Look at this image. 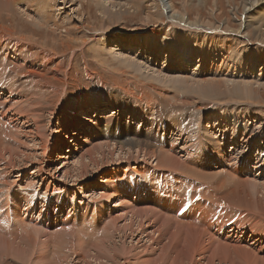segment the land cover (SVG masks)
I'll use <instances>...</instances> for the list:
<instances>
[{"label":"rangeland","instance_id":"374dc122","mask_svg":"<svg viewBox=\"0 0 264 264\" xmlns=\"http://www.w3.org/2000/svg\"><path fill=\"white\" fill-rule=\"evenodd\" d=\"M52 1L51 3H47V2L45 4L41 3L39 4V6L37 5L36 8H42L46 4L53 5L54 3L53 6H56L57 2H58V5L59 4L61 5L62 3L60 2L62 0H52ZM105 1H108V0H105ZM123 1L125 3L130 4V6L126 4L127 8L133 6V4L135 5L137 1H139L141 3L140 7H137L139 9V12L138 13L129 12L130 13V14L128 13L129 15L127 14L124 15L121 22H119L116 25V28L115 29L111 28L112 31L110 32L108 31V34L105 32H102L103 28L101 27L102 26L101 16H100L101 13L99 12V7L97 3H93L91 0H73L72 2L73 6L66 8L64 12L62 11V14L64 13L62 16L63 18L65 16L66 18H72V14L75 13V11L79 10V13L76 19L72 18L74 20L73 21L70 20L69 22L70 27L67 32H65L64 28H61L59 31L56 30V32L53 31L54 29H50L49 31L44 29L45 33L44 32L36 33V31H34L36 39L38 40V41H32L35 46L34 48L25 47L22 43H20V45L22 46V49L27 50V52H23V53L29 57L28 59H25L23 57L15 58L13 57L12 54L11 56H7L8 58L12 59L11 61L13 65L15 66L22 64L26 66L27 68L30 67L31 69H37L40 71H42L43 69V66H41L42 61L44 60L49 61L50 58L58 57L56 59V64L53 62L49 65L50 70H48V72L47 71L40 72L41 74L45 75V78L39 76L40 73H37L35 71L33 72L34 74L37 75L36 84L39 87L40 86L41 87L38 88V91L32 96V102H31L32 106L29 107V109H27V112L28 111L30 112V110L32 112L33 108L36 107L35 103H37V101L39 100V94L41 92H44L45 94L55 93L57 98H60L63 101L64 105L69 106V107L68 109H66V111L68 112V114L66 115L68 124L64 123V127L60 131L61 133L56 134V132H53V130L54 129L57 130V123H59V120L55 118L53 119L55 121H52L49 124L48 113L40 114V117H41L40 119L42 120L37 119L36 117L34 118V121H36V119L38 120L36 126L34 122L28 125L23 124L24 119L22 118L24 117H19L21 114L22 103L17 98L18 96L14 97L13 99V103H15L14 105L16 107L20 106L19 107L20 112L19 110H18L19 113L17 112L19 114L18 118L20 119L19 125L12 123V122L8 123L10 122L9 116L12 115L11 112L7 114V119H5L4 122L0 121V128H2L1 131H3L4 133V135L3 134L1 135L2 140L5 142V145H8V147H10L12 151L14 152V162L13 163H11L7 157L4 158L5 160L0 158V172H1L0 182L2 183L0 184L1 185L0 189L4 190L3 192L6 193L5 198L7 200L9 199L8 201H10V205L13 206V208H16L15 205L17 204L14 197L17 195L19 199V196H20L19 200L21 203H19V206L17 208L21 209L22 212L28 209H32V213L30 214V217H31L30 219L33 218V220H36V222L38 220V216L40 215V213L37 212L35 214L34 209H33L34 205L37 206V210L39 209H42L43 211L45 210L46 216H51L55 220L56 218L63 217V215L61 214L63 212L62 208L64 209V211L66 210L64 212L66 216H73L75 215L74 210L75 212H77L80 207L82 206L85 207L86 203L90 204V207H91L90 214L93 213L92 209L95 208L93 207L94 202L97 203L98 208L101 205L105 204L104 202L108 204L106 205L108 210L107 208H105V213L108 215L106 217V223L104 222V219L101 216H100L99 223L95 222L96 224H100L101 235L99 237H102L103 239L99 238V240H97L98 237L96 234L88 235V233L84 229H81V226L71 225L68 228L69 222H71V220L69 218H66V219L64 218V227L62 230L64 239L62 240H64L63 245L67 244L66 245L67 247L64 246L63 248L62 244L61 245L59 244L61 240L58 243L56 239H55L56 241L52 242L50 246V251L52 252L51 256L58 259L59 261H62L61 264H80V262L77 261L78 257L74 259V257H76V254L73 252V250H70L71 248L75 249L77 242H79L78 232H80V230H82L83 233H86V235L83 234V239H85V241L89 245H94V244L95 245H101V244L106 245L107 246V247L105 246L106 251H109V250L111 251L110 249L111 246H116V249H117L116 251L118 250L120 251V252H117L118 256L121 259L129 257V260L131 263H135L134 261L138 259V261H136L137 263L135 264H141V263L149 264L148 261L154 258L151 261V264H163V263L165 264V262L166 264H183L182 262L180 263L176 254H173V256L171 255V259H169L170 258L169 250H167V246L164 243H163L164 245L163 244L159 245L157 248H154L156 247V245L154 244H153L154 246L153 245L150 246L149 243L146 242V239L143 236H141V230L138 231V228H136L138 225L144 224L146 222L145 217L147 215H154L157 218L166 217L173 222L179 223L178 224L179 227L182 228L181 226L184 224L183 222H186V221L182 219L183 215L181 212L178 215L179 205H177L178 206L177 207L175 203H172L171 205L165 204L164 206L158 201V199L156 200L153 199V200H150L147 206H142V204L139 201V198H137L134 194H130L129 198L131 199V201L133 200H135V202L138 201L137 203L139 204L138 206H136L134 205L135 204L134 201L129 202L128 204L130 205V207H132L133 209L135 208V210H139L138 208H141V207H150L153 211L147 210V209L142 212L138 211L132 218H128L126 221L120 220L118 224L116 225V227L113 226L107 230L106 228H109L110 226L109 218H115L116 216H117L116 218H118L120 217V215L123 214L122 211H117L116 207H112V204H114V202H118V200H115V198L117 197L116 195L119 190L118 189L119 187L123 186V187H128L130 189H134L139 184L140 181L141 182L146 181L147 184H150L149 181H152V183L155 185L158 191L164 190L165 188L169 187L168 189H169L170 194L166 195L165 197L168 200H171L173 195H175L179 191L178 189L172 187V185H175L174 179H173L175 177L180 181L178 183V186L180 187L179 192H181L180 197L182 196L181 203L183 205L184 201H186L187 199V193L190 192L188 189H187L188 191L186 190L187 186L194 179H199L195 175H200V173H205L202 170H207L208 171L207 173L212 175V178H213L212 182L220 184L219 183L220 181L222 182L226 181L227 183V185L222 187L220 195L222 196L221 199L224 200L225 203L231 204V208H229L223 216V217H226L227 212H228L230 219L227 220L225 218L224 223L222 224H226L229 226L228 229H232L233 227L232 224L234 223V221H232L231 218H233L235 220L240 221L243 225V228L241 226H239V228H235V233L230 231L227 234V231H226L225 232L226 235L225 233H222V231H218V228L215 226L214 233H216V235L218 236L217 240L222 243L225 241L224 243H231L235 245L249 243V245H246V247L250 246V244H253L254 246L250 249L252 251H255L257 255L259 256L257 257L256 260H259V264H264V214H263L264 213V206H263L264 205L263 204L264 203V193L261 190L260 193H258L256 196H253L251 195L252 191L250 189V181H252L253 179L257 180L258 185L264 184V141L262 142V139H256V141H251L250 143L241 144L240 142V147H237L235 150H232L233 148L231 149L232 153H234L232 160L238 161L243 157L244 154H247L249 155L248 159L250 163L252 164L251 168H247V167L242 168L240 171L241 172L240 174H235L233 172L230 173L227 170V168H230L229 166L231 164L230 161H225V164H221L219 166L214 165L212 156H211V150H210L211 146L207 147V145L201 140V136L203 134L211 133V132H212V135L220 138V136L224 133V128L227 126L228 130L224 134L225 136H227L226 141L228 144V148H227L228 150L231 147L230 145H231L232 137L235 136L236 130H239L242 125H246V123H249V125H252L250 124L252 122H254L253 124L255 127H261L262 125L261 122L254 120L253 116L247 119L245 118L243 119L241 116V113H238L239 110L240 111H242V109L247 110V108H242V105L244 104L241 105V102H240L242 100L243 101L246 100L247 103L244 102L246 104L243 107H248L250 110L254 111L255 113H259L261 117L262 115L264 116V101H261V102L259 101L260 103H263V104H258L257 99H255L256 101L249 100L248 98L241 99L242 97H240L241 95H239L240 92H237L236 90V88L238 89L239 86H251L252 89H257L260 91L264 90V61H263L264 53L262 57H259L260 55H257V52H256L258 51V49L261 50L262 44H259L260 42L256 39V36L251 30H249V34L251 33L250 36L249 34H246V32L244 33L243 31H242L243 35L237 34L240 31V23L244 21V16L246 15V12H247V11L245 12V8H244L245 0H173L174 5L176 6V10L183 11V12H186L187 10L189 14V18H190L189 22H194L195 19L200 18L204 26H206V24L210 22L212 26L210 28H212L213 30H217L216 27L218 28L220 27L218 29V32L216 33L218 34V36L214 35L216 36L213 38L214 40L211 39V42L205 45H201L202 43L199 41L200 39L199 33L203 31L200 28L198 29H196L195 27L193 28V29L198 30V35L195 36L198 39V41L192 42V44H190V48L191 50H193V53H196L195 55L201 54L204 58L203 64L200 63L202 65H200L199 67L195 66L196 65L195 58L191 60L190 62L182 61L181 59H179L178 55H174V57L171 58V61H167L163 57H161L159 60L152 61V60L147 59L146 52H148L149 50L139 49L137 47L132 48V51L119 48V50L117 52L115 51L116 53L114 54H113V51L110 50V52L112 51L110 54L109 50H107L102 45V42L104 41L105 38H107L108 41L110 39L111 40H115L116 38L120 39V37L123 35L124 30H127L128 33L134 36L135 38H140V37L146 36L147 33L150 34V32L155 33V34H162L164 32V29L171 31V29H168V28L171 27L174 30H177L175 28H178L179 30L177 31L180 32L179 36L174 37V38L172 36H170L171 38L169 36H168L169 38L168 37L162 38V41H166L168 46H165V47L161 46L160 47L161 49H158V53H161L160 55L167 54L170 51L168 42H174L178 50H179L178 46L187 45L186 39L183 37L184 35L182 33V32H187V31H184V28H179L176 26L174 27V25L176 24H174L172 20H169L170 10H169V6L167 5L168 4L167 0H164L165 6H163L164 5L163 4L161 8L160 7L158 8L157 11L155 10L154 6L158 5L159 3L158 0H147V1L137 0L136 2H130V0H120V1L115 0V2L125 5L123 4L124 3ZM23 6L24 5H22V7ZM65 6H68V4ZM162 7L165 10L162 9ZM149 8L152 9V12L154 14H162L163 22L161 23H155L153 21L145 22L144 18H145V15L148 13V11L150 12ZM17 10L18 8H16V10L14 11L11 10L10 12H7V13L0 12V22L3 20L2 26L3 27L8 26V28L16 29L17 35L21 34V35L31 36L32 27L33 28L35 27L32 24H30L31 22L27 18L20 16L19 10L18 11ZM30 13L32 12L30 11ZM253 13L254 11L248 14V16L256 17L255 20L260 21V19L264 17V15L262 17L261 15L253 16L252 15ZM8 15L13 16V17L10 18L8 17ZM62 17H60L59 20L63 19ZM81 17L85 18V23H86L85 27L83 26L81 29L82 32L78 28V26H81V25L74 27L75 25L79 23V19ZM15 24L16 26H14ZM51 25H53V26H50L51 28L55 27V24H53V22L51 23ZM226 25L229 26V28ZM93 28H96V29L94 30ZM261 28L264 29L263 24ZM235 31L236 32L238 31V32L236 33ZM81 33L82 34L84 33L83 36ZM204 33H208V35L212 34L211 30H206V32ZM247 35L250 39L247 37L248 40L244 43L243 42L244 39L241 38V36L243 37ZM252 35L254 36L252 37ZM6 36L9 37V39H12L14 41H17V42L19 41L18 37L11 36L7 33L4 36H0V37L6 38ZM202 36H205V35H202ZM66 37L75 39V41L73 40V43L70 44V42H67L68 38ZM81 37H84V39H86V42L84 44H82V42H79L80 41L79 39H81ZM76 42H79V43H76ZM115 42L116 41H114L113 43L117 45L118 43L117 42L115 43ZM211 43L212 45H210ZM24 44L28 46V42ZM199 45L203 48L199 49L198 48ZM108 47L111 49H114L113 46L111 45ZM123 47L124 46H122V48ZM212 50L215 53L220 54L221 60H214L211 57V54L209 52ZM183 51H186V48H184ZM177 53H180V52H177ZM119 56L123 58V60L124 58H129V56L131 57L129 59H133L134 61L137 60V63L140 65L139 70L136 72L134 71V69H127L125 65L121 66V63L119 62V60H117ZM42 57H47V59H43ZM0 59H1V54H0ZM31 59H32V62L33 61H36V62L39 61V62L35 63L34 65H30L29 63L31 62ZM199 61L200 59L198 60V62ZM0 69L3 70L2 67ZM195 69H196V72H195ZM126 70L128 71L126 72ZM135 72L138 75H136ZM23 74L24 72L19 73V75H23ZM157 76H159V78ZM128 78H131L132 81L133 80L135 81L131 82L128 80ZM47 79H50L51 82L48 81ZM55 79H59V82H55ZM209 79L211 81H215L218 83L223 82L225 84L224 86L222 85L223 86L222 89L221 87L218 88V89H221L220 91L222 92V94L218 95L217 93V94H214V96L212 97L207 96L206 98L200 96V90H199L200 85L202 87L203 83H205L206 81H210ZM183 80H185L186 82ZM46 82H48L47 85H46ZM115 83L119 86V88L124 87L126 90L130 89V92L127 91V93H117L116 91L113 90L114 87L112 88L113 84ZM182 83L184 84L182 85ZM142 85H146V86L144 87ZM142 87L145 88L147 91H149L147 95H152L153 96L152 98L154 99L155 103L156 101L160 102L159 111L163 112L162 114L157 113V109L153 111H149L145 109V107L147 106V102L149 100L147 99L146 94L145 95L140 94L141 93L140 90L143 89ZM153 87L162 88L164 92H166V96L163 95L164 97H162L158 95L157 91H155ZM64 90H67V93H64ZM246 92L247 91H244L242 92V94L246 95ZM5 95L6 97H9L8 93ZM158 98H161V99L158 100ZM183 98L184 100H188V103L186 105L182 104V101H184ZM199 98L201 101L199 100ZM231 98H233L234 100ZM141 99L144 100V102ZM109 100H113L115 103H117L115 105L119 110L117 109V111L113 110L110 113H105L104 119L107 118L106 120L108 121L111 120L110 117L114 119L116 124H120V126L123 129L125 128L124 131L127 133V135H132L131 133H133L129 128H127V123H126V122H130V117L128 118L127 116L129 111L132 109H137L138 104H139L138 105L139 107L142 106L144 114L148 116L147 118L148 121H145V123L139 122V119H138L139 116L131 120L132 126L137 131L139 129L140 135H142V136H139L137 135V132H135L137 137L140 138L141 140H144L145 142H146V139H147V142L152 141L151 142L152 144V143H155V140H153L154 138L152 136L149 137L150 135L148 136L147 132L154 130L156 134L163 136L164 138L167 135L166 141L168 143L166 144V146L165 145L159 146L158 144H156V148L155 146L153 148V150L155 149V154H157V156L161 155L163 151H165L164 154L165 153L171 154L173 157L167 156V157L160 158V163L161 162L164 163L166 161H170L172 163V159H175L180 164H176V165L170 164V166L175 167L176 170H183V168H185L186 171L184 173L175 171L177 172V174L170 175L169 173L170 171H168L167 169L157 168V165H156L157 162H154V159L146 158L145 161H142L144 155L142 153L139 154L137 152H134L138 155V157L136 158V154H133V156L135 157H131L130 159H133V161H130L128 164L126 163L123 164V162H117V161L114 162L110 159V157H108L109 159L108 158L102 159V162L104 161V163H100L102 165H100L98 169L92 168L93 165H90L88 169V173L84 174L85 177L84 176L81 177V179L85 180L86 182H84L83 180L79 181L80 178H77V177H79L80 172L76 174L75 170L71 171L72 172L71 177L64 176L63 173L69 170L71 166H74V164L78 162V159L80 160L81 158L80 156L86 155L87 151L92 148L91 143L97 144L95 143V142H98L97 139H100V142L102 143H105L106 141L110 142V143L107 142L105 144L112 145L113 142L115 143L116 140L113 139L114 138L113 132H111L108 135L103 134L102 132L98 130V128H96V126H95L96 129H94L96 132L93 130L91 137H86L87 135H84L85 132L80 131L77 137L78 141L76 144L74 143L75 147L71 143L73 142L71 141L73 140V136H71V133L73 134V132L76 130V127L78 128L80 127L81 129L84 125L85 126L89 125L85 121L83 123L79 122L78 119L76 118L77 115H80L84 111L90 110V106L91 107L95 106L98 103L99 105H101L104 102H108ZM62 101H60L61 104H62ZM250 102H254V105H249ZM167 105L182 106L184 107V109L183 111L177 110L176 114L166 119L163 114L166 111L165 106ZM224 109H228L230 112ZM25 110L26 109L24 108L23 113H26ZM239 114L240 116H238ZM41 115H43V118ZM234 115L237 117L236 119H238L237 122L234 120H231L232 116ZM227 117H230V118L227 119ZM89 118H90V123L92 122V124L97 125V122H96L97 119H95V114L90 115ZM217 119H220L219 126H214V123ZM233 122L236 124V126H234ZM112 123L114 122L112 121ZM169 123H177L180 126V129H176L177 132H174L173 126H171L170 128L167 126V124ZM45 125L46 127H44ZM208 125L210 126L207 128ZM36 127L38 128L36 129ZM183 128H186L192 131L191 132L185 131L183 132V136L180 137L179 132ZM45 129H48L47 130L48 132ZM47 133H50V134H47ZM54 133L56 137L52 138ZM243 133L244 131H241V134ZM45 134L49 135V138H48L49 141L47 144H45L48 149L45 155H43L42 148L44 146V142H42L43 141L42 139L45 136ZM242 137L243 136H240V140L242 139ZM247 138L248 137H246V139ZM35 141H36V144H35ZM172 141H173V144H172ZM57 142H58V146H56ZM88 142L90 145L87 144ZM116 144L118 145L119 143L116 142ZM142 146L143 145L140 144V148ZM76 148H77L76 154L72 155L73 159H71L70 161H63L62 159L58 158V156L61 155L62 149L63 150L64 149L75 150ZM110 148H112V146ZM92 151L95 153L94 150ZM16 154L17 155L20 154V155L17 156ZM175 156L178 157L179 160L183 164H181L179 160L174 158ZM114 158L116 159V155ZM161 159L163 160L161 161ZM64 162H68L69 166L68 164L64 165ZM119 163H122V164H119ZM139 163L140 164L142 163V164L140 165ZM160 163L159 165H162V163L161 164ZM246 163L247 162H244V165ZM139 165L140 167L137 169L136 167H138ZM144 166H147L148 169H151L152 171L146 172L147 170L145 169L143 172L142 168ZM170 166L168 165V167ZM215 166H217L218 168L217 167L215 168ZM171 171H174V170H171ZM3 176H5L6 178ZM247 176H250V177L247 178ZM7 179H8V182H6ZM104 180H107V182H102ZM80 182H84V183L81 184ZM7 185H10V187ZM242 188H244V191ZM200 189L201 191L199 190V192H201L202 197H204L203 195L204 189L203 188H200ZM5 190H9V191H5ZM247 190L248 192H246V194H243ZM10 191L11 192L13 191L12 195H14V197H11ZM95 191L97 194L94 193ZM100 192H103V193L106 192V195L109 196L111 199L110 202H108L107 199L104 200L102 198L103 193L100 194ZM194 192L196 194L197 190H193V193ZM126 194H127L126 190L124 193L123 192L120 193L121 196L122 195L126 196ZM46 197H47L48 204L45 203ZM160 197L164 199L163 196H160ZM233 197H234V200H236L237 202L233 200ZM253 197H256V198H253ZM100 198L102 201H99ZM235 198H238L239 200ZM251 199L253 203L249 202L251 201ZM154 201L159 205H157ZM204 203L207 208H210L211 206L212 210L217 207V205L212 202L210 205V200H205ZM246 204L248 205V207L249 206L251 207L250 210L248 207H247L248 209L246 208ZM60 205H62L63 207H61ZM242 205L245 206V208ZM254 205L255 207H253ZM252 207L255 209H253ZM11 208L12 207L9 208L8 206L7 210L4 213L6 215V216L4 215L5 218L7 217L8 213L14 212L15 209L11 210ZM109 208L112 210L110 211ZM197 210L198 211L194 212V214L197 215V218H199V216L201 217L203 216L204 218L202 209L198 208ZM241 211H247V212H241ZM18 212L19 211L17 210V213ZM2 213L3 212L0 211V216H1L0 220H1V223L3 222L5 224L3 225L5 229H2V230H5L7 233L9 232L8 233L9 235H7V237L10 238L13 235V234L10 235V233H14L17 230L21 232L20 230L24 229V227L25 229L28 227L27 229L31 230L29 226L27 225L25 226L23 224L22 226H17L18 223L13 222L12 225H9V222H11V219L8 218L10 220L9 221L6 218L7 221L9 222H7L5 219L3 220ZM171 213L173 217L175 216L174 218L172 217V215H169ZM217 214H218V211L213 210L211 217L217 218V216L214 217V215H217ZM28 215L29 213H26L25 215H23L25 218L20 216V219L23 218V220L25 219L27 220L28 218L26 217ZM89 216L90 218H88ZM92 217L93 215L86 216V218H88L87 221L91 222L90 220L92 219ZM176 217H179L181 220H178ZM46 221H47L46 218H43V222L45 224H43V222H40L41 224L39 223L40 226L38 225V229L44 230V228H46V225H47ZM130 223H132L134 226L129 227ZM75 224H77V221H75ZM218 224H221V223L218 222ZM6 225L7 227L9 226L8 230H7V227H5ZM86 226L91 227L88 225ZM143 228L144 229L147 228V225H144ZM220 228H222V226ZM58 229L59 231L61 230L60 228L57 227L55 231L53 230L55 233L49 232L48 234L46 230H45V233L48 235H50L51 233L53 235L54 233V235L56 236L57 235L56 230L58 231ZM224 229H226L225 226H224ZM132 230H134L135 233L139 232L140 234L139 233H136V234L134 233L135 235L129 234ZM244 230L247 231L246 234H242ZM22 232L20 233V235L22 234ZM14 234H16V237L13 236V238L14 237L15 238L18 237V239L20 238V235L18 232ZM171 235H172V232H169L168 235L165 237V239L170 238ZM242 235H243V238L241 237ZM249 235H253V236L251 237ZM105 236L109 237V239H104ZM66 239H68V241ZM118 239L120 242H118ZM70 241L72 243H70ZM113 241H116V243L115 242L113 243ZM68 243H70L71 245ZM146 243L148 244L146 245ZM122 244L123 245L125 244V247H123ZM118 245L120 246L118 247ZM141 245L142 247H140ZM226 245L232 251L236 247L233 245H228V244ZM68 246H71V248ZM147 247L150 248L151 253ZM90 248L92 249V251L95 250L94 248H92V246ZM128 248H129V251L127 250ZM147 249L149 252L147 251ZM145 251L147 253H145ZM130 252H132V254ZM77 254H78V250H77ZM133 254H135L136 257ZM82 255L83 253L80 252V256H79L80 260H82L81 259ZM132 255L134 259L132 258ZM156 255L158 256L155 257ZM149 257L150 258L152 257V258L150 259ZM11 258L13 257L11 256ZM146 258H148V260H146ZM167 259L169 260L167 261ZM256 260L254 263L258 264ZM15 261L19 262V264H25L24 260L20 261V259L16 258ZM240 263H243V262H240ZM195 264H205V262H201L198 256Z\"/></svg>","mask_w":264,"mask_h":264},{"label":"bare ground","instance_id":"6f19581e","mask_svg":"<svg viewBox=\"0 0 264 264\" xmlns=\"http://www.w3.org/2000/svg\"><path fill=\"white\" fill-rule=\"evenodd\" d=\"M51 1L52 0H0V12L7 13V12H10L11 10L14 11V10H16V8H18L20 16H23L24 18H27L31 22L30 24H32L36 28L35 29V28L32 27L31 36L21 35V34L17 35L16 34L17 33L16 29L8 28L7 25H6L7 27H3L2 26L3 25L2 24L3 20L0 22V36H4L7 33V34H9L11 36H16V37L19 38V41L17 42V41H14L12 39H9V37H7V36H6V38L5 37H0V54H1L0 68L1 67L3 68V70L0 69L3 72L2 73L0 71V121L4 122V120L7 119V114L9 112H11L12 115L9 116L10 122H8V123L12 122V123H15V124L19 125V120L20 119L18 118V115H19L18 113L20 112V108H19L20 106L16 107L14 105L15 103H13L14 97L18 96L17 98L22 103L21 114H20L19 117H24V118H22V119H24V123L23 124H27L28 125V124L34 122V124L36 126L37 125V121H38L37 119L41 118L40 114L48 113V116H49V118H48L49 121L48 122H49V124H50V122L55 121V120H53L55 118H57L59 120V123H57V130H55V129L53 130V132H56V134H59V133H61L60 131L64 127V123L68 124L67 116H66L68 114V112L66 111V109H68L69 106L64 105L63 101L60 98H57L55 93L45 94L44 92H41L39 94V100L37 101V103H35L36 107L33 108L34 112L33 111L31 112V110H30V112L29 111L27 112V109H29V107L32 106L31 105L32 96L38 91V88L41 87V86L39 87L36 84L37 75L34 74L33 72L34 71L37 72V73H40L42 71H44V72L47 71L48 72V70H50L49 65L51 63H53V62L56 64V59L58 57L57 58H50L49 61H47V60L42 61L41 62V66H43L42 71L37 70V69H31L30 67L27 68L26 66H24L22 64H19L18 66H15V65H13V63L11 61L12 59L7 57V56H11V54H12L13 57H15V58L16 57H18V58L19 57H23L25 59H28L29 57L26 54L23 53V52H27V50L22 49V46L20 45V43H22L25 47L34 48L35 46H34V43L32 41H38L36 39L34 31H36V33H42V32H44V29L47 30V31H49L50 29H54L53 31L56 32V30L59 31L61 28H64L65 32L68 31V29L70 27V23H69L70 20L73 21L74 19H76L77 15L79 13V10L75 11L73 9L75 11V13L72 14V18H74V19L66 18L65 15H64L65 16L64 18L62 17L63 14H64V13L62 14V11L64 12V10H66V8H69V7L73 6V4H72L73 0H62V1H60V2H62L61 5L60 4L58 5V2L56 1L57 2L56 6H53L54 5V3H53V5L46 4L42 8H36V6L37 5L39 6V4H41V3H44V4L46 2L47 3H51ZM91 1L93 3H97V5L99 7V12L101 13L100 14L101 23H102L101 27L103 28L102 32H105L107 34H108V31L110 32V31H112V29L116 28V25L119 22H121V20L123 19L124 15H126V14L129 15L130 14L129 12L138 13L139 9L137 7H140V4H141L137 0H130V2H136L137 1V3L135 5L133 4V6L127 8L126 4L128 6H130V4L129 3H125L124 1H123L124 2L123 4H125V5H122L121 3L115 2V0H113V1H111V0H108V1H105V0H91ZM145 1H147V0H145ZM158 2H159L158 5L154 6L156 11L158 10L159 7L161 8V6L163 4H164L163 6H165L164 0H158ZM167 2H168L167 5L169 6V10H170L169 20H172V22H174V24H176V25H174V27L176 26V27H179V28H184V31H187V32H182L183 35H184L183 37L186 39L187 45L178 46L180 51L178 50V48H177V46L175 45L174 42H168L169 43V47H170V51L167 54H163V55H160L161 53H158V49H161L160 48L161 46H163V47L168 46L166 41H162V38H164V37L167 38L168 36L169 37L172 36L174 38V37H177V36L180 35V32L177 31V30H179L178 28H175L177 30H174L171 27L168 28V29H171L172 32L164 29V32L162 34H155V33H151L150 32V34L147 33L146 36H143V37H140V38H135L134 36L130 35L127 30H124L123 35L120 37V39L116 38L115 40H111L110 39L108 41V39L105 38L104 41L102 42V45L107 50H109V52H110V50H112L113 54L116 53L119 50V48L126 49L128 51H132V48H134V47H137L139 49H147V50H149L148 52H146L147 53L146 54L147 55V59L152 60V61L159 60L161 57L165 58L167 61H171V58H173L174 55H178L179 59H181L182 61H189L190 62L191 60H193L195 58V63H196L195 66L199 67L200 65L203 64L204 58H203V56L201 54L195 55L196 53H193V50H191V48H190V44H192V42L198 41V39L195 37L196 35H198V30H196V29L200 28L203 31V32L199 33V35H200L199 41L202 43L201 45H205V44H209L211 42V39H213L214 37L218 36V34H216V33L218 32V29L220 27L219 28L216 27L217 30H213L212 28H210V27H212L210 22L207 21L208 23L206 24V26H204V24H202L200 18H197V17H196L197 19H195L194 22H189L190 18H189V14H188L187 10H186V12L176 10V6L174 5L173 0H167ZM244 3H245L244 4L245 5V7H244L245 8V12L246 11L247 12H246V15L244 16V21L240 23V31H239V33H237L238 31L237 32L235 31V32L238 35L242 34V31L244 33L246 32V34H249V30H251L254 33V35L256 36V39L260 42L259 44H262L261 45L262 46L261 50L258 49V51H256L257 55H260L259 57H262V55L264 53V29L261 28V27H262V24L264 26V19H263L264 17L262 19H260V21H259V20H255L256 17L248 16V14H250V13H252L254 11V13L252 14L253 16L254 15H261V17H262L264 15V0H245ZM67 4H68V6H65ZM22 5H24V6L22 7ZM75 9H76V7H75ZM152 9H153V7H152ZM152 9L149 8L150 12L148 11V13L146 15L144 14L145 15V18H144L145 22H147V21H153L155 23L163 22L162 21V16L163 15L162 14H154L152 12ZM162 9H164V8L162 7ZM30 11L32 13H30ZM27 12H29V13H27ZM162 13H163V11H162ZM69 16H71V15H69ZM8 17L11 18L13 16L8 15ZM60 17L63 18V19H60L61 21L59 20ZM68 19H69V21H68ZM52 22H53V24H55V27L51 28L50 26H53V25H51ZM260 23H261V25H260ZM78 25H81V26H78ZM85 25H86L85 18L81 17L79 19V23L77 25H75L74 27L78 26V28L82 32L81 29H82L83 26L85 27ZM14 26H16V24ZM194 27L196 29H193ZM227 27L229 28V26H227ZM93 29L95 30L96 28H93ZM206 30H211L212 34L208 35V33H204V32H206ZM83 34H82V36H83ZM219 34H221V33H219ZM250 34H249V36H250ZM202 35H205V36H202ZM214 35H216V36H214ZM254 35H252V37ZM247 37H248V35L247 36H243V37L241 36V38L244 39L243 40L244 43L248 40L249 37L248 38ZM66 38H68L67 42H70V44L73 43V40L75 41V39H72L70 37H66ZM219 38H220V36H219ZM79 40H80L79 42H82V44H84L86 42V39H84V37H81V39H79ZM114 41H116L119 45L118 44L117 45L114 44L113 43ZM26 42H28V46H26L24 44ZM79 42H76V43H79ZM110 45L113 46L114 49L109 48L108 46H110ZM210 45H212V43ZM122 46H124V47L122 48ZM184 48H186V51H183ZM198 48L200 49V48H203V47H201L199 45ZM6 51H7V53H6ZM111 52H110V54H111ZM177 52H180V53H177ZM209 53L211 54V57L214 60H221L220 54L215 53L213 50L210 51ZM33 56H35V55H33ZM44 56H45V54H44ZM42 58L43 59H47V57H42ZM118 58H117V60H119V62L121 63V66L125 65L127 69H134V71H136V72L139 70V66L140 65L137 63V60L134 61L133 59H129V58H131L130 56H129V58H124V60L120 56ZM199 59H200V61L198 62ZM263 61H264V58H263ZM37 62H39V61H37ZM37 62L36 61L32 62V59H31V62L29 64L30 65H34ZM200 63H202V64H200ZM127 71L128 70H126V72ZM20 72H24V74L23 75H19ZM195 72H196V69H195ZM133 75H134V73H133ZM136 75H138V74L136 73ZM39 76L45 78L44 74L40 73ZM157 77L159 78V76H157ZM47 80L50 81V79H47ZM128 80L131 81V82L135 81V80L132 81L131 78H128ZM185 80H183V81H185ZM55 82H59V79H55ZM47 84H48V82H46V85ZM183 84L184 83H182V85ZM187 84H189V83H187ZM255 84H257V83H255ZM202 85H203L202 87H201V85L199 87L200 96L206 98L207 96L212 97V96H214V94H217V93H218V95L222 94V92L220 90L222 89V87L225 84L223 82H219L218 83V82L210 80V81H206ZM142 86L145 87L146 85H142ZM196 87H198V86H196ZM219 87H221V89H218ZM232 87H233V85H232ZM112 88L117 93H127V91L130 92V89L126 90L124 87L119 88V86L116 83L113 84ZM153 89H155V91H157L158 95H160L162 97L166 96V92H164V90L162 88L153 87ZM236 90H237V92H240L239 95H241L240 96V97H242L241 99H245V98H248L249 100L257 99L258 104H263V103H260V102L264 101V90L260 91V90H257V89H252L251 86H239L238 89L236 88ZM244 91H247L246 95L242 94V92H244ZM140 92H141L140 94H144V95L145 94L147 95V93H149V91H147L145 88L141 89ZM225 92H227V91H225ZM7 93L9 94V97H6L5 94H7ZM64 93H67V90H64ZM47 97H49V98H47ZM152 97H153L152 95H147V99L149 101L147 102V106L145 107V109L149 110V111H153V110L157 109V113H161L162 114L163 112L159 111L160 110V107H159L160 106L159 105L160 102L156 101V103H155L154 99ZM159 99H161V98H158V100ZM231 99H233V98H231ZM183 100H184V98H183ZM199 100H200V98H199ZM60 101H62V104H61ZM142 101L144 102V100H142ZM59 102H60V104H59ZM240 102H241V105L242 104L245 105L247 103L246 100L245 101L242 100ZM244 102H246V103H244ZM187 103H188V100L182 101L183 105H186ZM115 104H117V103H115L113 100H109L108 102H104L101 105H99V103H98L95 106H92V107L90 106V110H87L89 112L84 111L80 115H77V117L75 116L78 119L79 122L83 123L85 121L89 125H86L87 127L84 125L81 129H80V127L79 128L76 127V130L73 132V134L71 133V136H73V140H71V141H73V142H71V141L70 142L74 145V147H75V144L78 141L77 137H78V133H80V131L85 132V134L84 133L83 134L87 135L86 137H91L92 136V131L94 129H96V128H98V130L100 132H102L103 134H107V135L110 134L111 132H113L114 133V138L113 139H115L116 141H115V143L113 142L112 145L105 144V143L109 142V141H106V139H105V141H106L105 143L100 142V139H97L98 142L94 141L97 144L91 143L92 144V148L90 149L91 151L88 150L86 155H81L80 156L81 157L80 160L78 159V162L76 164H74V166H71V168L69 170H67V171H65L63 173L64 176H70L71 177V175H72L71 171L75 170L76 174H78V172H80L79 177H77V178H80L79 181H81V180H83V179H81V177L82 176L85 177L84 174L88 173V169H89L90 165H93L92 168L98 169L100 167V165H102L100 163H104V161L102 162V159H107L108 157H110V159L112 161H114V162L117 161V162H123V164L124 163L128 164L130 161H133V159H130V158L131 157H135V156H133V154H136L134 152H137L139 154L142 153L144 155L145 158L143 157L142 161H145L146 158L147 159H154V162H157V164H156L157 168H165V169H167L168 171H170L169 172L170 175L171 174H177V172H175V171L182 172V173H184L186 171L185 168H183V170H176L175 167H171L170 166V164H173V165L174 164L175 165L176 164H180L175 159H172V163L170 161H166L164 163L161 162L162 165H159L160 158L167 157V156H172L171 154H168V153L164 154L165 151L162 152V150H161L162 154L157 156V154H155V149L153 150L154 146L156 148V144H158L159 146H163V145L166 146V144L168 143L166 141L167 135L164 138L163 136H160V135L156 134L154 132V130H151V131L147 132V135L148 136L150 135L149 137L152 136L154 138L153 140H155V143H152V144H151L152 141L147 142V139H146V142H145L144 140H141L140 138L137 137V135H139V136H142V135H140V130L139 129L137 131L132 126V123H131L132 121L131 120H133L137 116H139V118H138L139 122L145 123V121H148V119H147L148 116H146L144 114L143 108H142V106L139 107L138 106L139 104L137 105V109L130 110L128 115H127L128 118L130 117V122H126L127 123V128H129L133 132V133H131L132 135H127V133L124 131L125 128L123 129L120 126V124H116L115 120L112 119L111 117H110V119H111L110 121L106 120L107 118L104 119V114L105 113H110L113 110L117 111L118 108L116 107ZM195 104H197V103H195ZM244 105H242V108H247V110L246 109H242V111L239 110L238 113H241V116H242L243 119L244 118L247 119V118L253 116L254 120H257L258 122H261V124H262L261 127H255L254 124H253L254 122L250 123L252 125H249V123H246V125H242L240 127L241 130L240 129L236 130L235 136L232 137L231 145H230L231 147L228 150H227L228 144H227V141H226L227 140V136H225V134H224L228 130L226 125H225L226 127L224 128V133L220 136V138L215 137L214 135H212V132L203 134L201 136V140L207 145V147L211 146L210 150H211V156H212L213 164L219 166L221 164H225V161H230L231 162V164L229 162L230 168H227V170L230 173L233 172L235 174H240L241 173L240 171H241L242 168H246V167L247 168H251L252 164L250 163V161L248 159L249 155H247V154H244L243 157L240 160H238V161L232 160V157H233L234 153H232L231 149L233 148L232 150H235L237 147H240V142H241V144L250 143L251 141H256V139H262V142L264 141V116L261 114L262 115V117H261L259 113H255L254 111L250 110L248 107H243ZM249 105H254V102H250ZM226 107H228V106H226ZM24 108L26 109L25 110L26 113H23ZM165 108H166V111H165V113L163 115H164V117L166 119L168 117L176 114L177 110L183 111V109H184V107H182V106H171V105H167V106H165ZM250 108H251V106H250ZM30 109H32V108H30ZM18 110H19V112H18ZM224 110L229 111L228 109H224ZM94 114H95V119H97V121H96L97 125L92 124V122L90 123L89 116L90 115H94ZM41 116L43 118V115H41ZM100 116H102V117H100ZM238 116H240V114ZM35 117L37 118L36 121H34ZM106 117H108V116H106ZM229 118L230 117H227V119H229ZM232 118H234V119H232ZM232 118H231V120H234L236 122L238 121V119H236L237 117L235 115L232 116ZM40 120H42V119H40ZM186 120H188V119H186ZM112 121L114 123H112ZM242 121H244V120H242ZM242 121H240V122H242ZM245 121H247V120H245ZM219 122H220V119H217L215 121V123H214V126H219ZM240 122H239V124H240ZM38 124H39V122H38ZM150 124H149V126H150ZM233 124H234V126H236V124L234 122H233ZM95 126H96V128H95ZM167 126L169 128L171 126H173V131L174 132H177L176 129H180V126L177 123H169V124H167ZM209 126L210 125H208L207 128ZM44 127H46V125ZM37 128L38 127H36V129ZM41 128H42V126H41ZM1 130H2V128H0V131ZM38 130H40V129H38ZM45 130L47 131L48 129H45ZM185 131L191 132L192 130H188L186 128H183L179 132V134H180L179 136L182 137L183 136V132H185ZM241 131H244V133L241 134ZM135 132H137V135L135 134ZM2 134L4 135L3 131L0 132V158L4 159L5 157H7L8 160L11 163H13L14 162V152L12 151V149L10 147H8V145H5V142L2 140V137H1ZM47 134H50V133H47ZM41 136H42V134H41ZM240 136H243L241 140H240ZM55 137L56 136H55V133H54L52 138H55ZM246 137H248V138L246 139ZM48 138H49V135L45 134V136L42 139L43 140L42 142H44V146L42 144V146H43L42 154L43 155H45V153H46V151L48 149L47 146L45 145L49 141ZM116 142L119 143V144L117 145ZM35 144H36V141H35ZM87 144L90 145L89 142ZM140 144L143 145L141 148H140ZM172 144H173V141H172ZM127 145H129V146H127ZM56 146H58V142H57ZM111 146H112V148H110ZM125 146H126V148H125ZM74 147H72V148H74ZM31 149H33V148H31ZM76 150H77V148L75 150H73V149H64L63 150L62 149L61 150V155H59L58 158L62 159L63 161H70L71 159H73L72 155L76 154ZM92 150H94L97 155ZM18 155H20V154H18ZM115 155H116V159L114 158ZM137 157H138V155L136 154V158ZM174 158L179 160V158L176 157V156ZM162 160L163 159H161V161ZM30 161H31V159H30ZM108 161H110V160H108ZM244 162H247V163L244 165ZM256 163H258V162H256ZM65 164H68V162H64V165ZM119 164H122V163H119ZM181 164H183V163L181 162ZM140 165L138 167H136V168L138 169L140 167ZM168 165L170 167H168ZM68 166H69V164H68ZM216 167L217 166H215V168ZM64 169H66V168H64ZM145 169L147 170L146 172H151L152 171L151 169H148L147 166H144L142 168L143 172H144ZM171 170H174V171H171ZM161 171H163V170H161ZM202 171L205 172V173H200V175H195L199 179H194L193 181H191V183L186 188V190L188 189L190 192L187 193V199H186V201H184L183 205L187 203L189 205V207H188L187 211L183 214L182 219H184L186 222H183L184 224L181 226L182 228L179 227V225H178L179 223L173 222V221H171L170 219H168L166 217H163V218L162 217H158L157 218L154 215H147L145 217L146 222L144 224L138 225L136 228H138V231L141 230V236H143L146 239V242H148L150 246H152L154 244V245H156V247H154V248H157L159 245H162L164 243L167 246V250H169V256H170L169 259H171V255L173 256V254H176L178 260L180 261V263L182 262L183 264H185V262H186V264L187 263L188 264H195V262L197 261L198 256H199V260L201 262H205V264H253L255 262V260L257 259V257H259L255 251H252L250 249V248H252L254 246L253 244H250V246L246 247V245H249V243L235 245V244H231V243H224L225 241L222 243V242H219L217 240L218 236L216 235V233H214V227L215 226L218 228V231H222V233H225L227 231V234H228V232H230V231L235 233V228H239V226H241L243 228V225H242V223L240 221L235 220L233 218H231V220L234 221V223L232 224V226H233L232 229H228L229 228L228 225L222 224V223H224V219L225 218L227 220L230 219V216H229L228 212H227L226 217H223V216L226 213V211L229 208H231V204L225 203V201L221 199L222 196L220 195L222 187L227 185V183H226V181H223V182L220 181L219 182L220 184L214 183V182H212V180H213L212 175L208 174L207 170H202ZM73 173H74V171H73ZM140 173H142V172H140ZM3 177H5V176H3ZM249 177L250 176H247V178H249ZM173 179H174V184L175 185H172V187H174V188H176V189H178L180 191V187L178 186V183L180 181L177 178H175V177ZM0 181H1V179H0ZM83 181L86 182L85 180H83ZM109 181H110V179H109ZM6 182H8V179H7ZM84 182H80V183L82 184ZM102 182H107V180H104ZM149 182H150V184H147L146 181H142V182L140 181L139 184L134 189H130L128 187H123V186L118 188L119 190H118L117 195H116L117 197L115 196L116 197L115 200H118V202H114V204H112V207H116L117 208L116 210L117 211H122L123 214L120 215V217H118V218H116L117 216L115 218H109L110 219V223H109L110 226H109V228H106L107 230L110 229L113 226L116 227V225L118 224V222L120 220L126 221L128 218H132L136 214V212H138V211L142 212V211H144L146 209L153 211L150 207H141V208H138L139 210H135V208L133 209L132 207H130V205L128 203L129 202H133V201L135 202V200L131 201V199L129 198L130 194H134L137 198H139V201L142 204V206H147L148 203L150 202V200H153V199H155V200L158 199V201L161 204H163L164 206H165V204L171 205L172 203H175L176 206L179 205V208H178V215H179V213L181 212L182 208L185 206V205L183 206L182 203H181V201H182L181 200L182 196L180 197L181 192L178 191L175 195H173L171 200H168L165 196L170 194L169 193V189H168L169 187L165 188L164 190L158 191V189L155 187V185L152 183V181H149ZM0 184H2V183L0 182ZM157 185H158V183H157ZM7 186L10 187V185H7ZM47 188H49V187H47ZM200 188L204 189L203 190L204 191L203 195H204L205 198L202 197V193L199 192V190L201 191ZM242 189L244 191V188H242ZM250 189L252 191L251 195L256 196L258 193H260L261 190L264 193V184L263 185H258L257 184V180L253 179L252 181H250ZM125 190L127 191L126 196H123V195L121 196L120 193L121 192L124 193ZM193 190H197V193L196 194H195V192L193 193ZM3 191L4 190L0 189V211L3 212L2 213L3 220L5 219L7 221V219L9 218V219H11V222H9L10 221L9 219H8L9 221H7V222H9V225H12L13 222L14 223H18V225L16 224L17 226H22V224H23L25 226L26 225L29 226L31 228V230L30 229L28 230L27 229L28 227L26 229L24 227V229L20 230L21 232L23 231L21 235H20L21 232H19V230L16 231L20 235L19 239H18V237L15 238L16 234H14V233H16V232H14V231H13L14 233H10V235L11 234H13V235L9 238V237H7V235H9L8 234L9 232L7 233L5 230H2V229H5L3 227V225H5V224L3 222L1 223V220H0V235H1L0 236V264H19V262L15 261L16 258L20 259V261L24 260L25 264H61L62 261H59L58 259H56L53 256H51L52 252L50 251V246H51L52 242H55L57 240V242L59 243V241L61 240V242L59 244L60 245L62 244L63 248H64V246L67 247L66 246L67 244L63 245L64 244V240H62V239H64L63 238L64 236H63V233H62V230H63V227H64V218L65 219L69 218L71 220V222H69L68 228L71 225L81 226V229H84L88 233V235L96 234L97 237H98L97 240H99V238L103 239L102 237H99L101 235L100 224H96V223L97 222L99 223L100 216L103 217L104 222L106 223V217L108 216L105 213V208H107L106 205H108L106 202H104L105 204L101 205L99 208L97 207V203L94 202L93 203V207H95L96 209L95 208L92 209V212H93L92 214H90V212H91L90 211L91 210L90 204H87V203H86L85 207H83V206L80 207L77 212H75V210H74V214L75 215H73V216H66L65 213H64L66 210L64 211V209L62 208L63 212L61 214L63 215V217L62 218H56L55 220L51 216H46L45 210L44 211L42 209L37 210V206L34 205L33 209H34L35 214L37 212L40 213V215L38 216V220L36 222V220H33V218L30 219L31 218L30 214L32 213V209H28V210L22 212L21 209L17 208L19 206V203H21L20 200H19L20 196H19V199H18L17 195L14 197V195H12L13 191L12 192L10 191L11 192L10 193L11 197H14V199H15V201L17 203L15 205L16 208H13V206L10 205V201H8L9 199L7 200L5 198L6 193H4ZM5 191H9V190H5ZM243 191H242V193H243ZM246 192H248V190L245 191V193H243V194H246ZM94 193H96V191ZM101 193H103V192H100V194ZM160 196H163L164 199H162V197H160ZM102 198L104 200L107 199L108 202H110V200H111L110 197L106 195V192L103 193ZM253 198H256V197H253ZM113 199H114V197H113ZM235 199L239 200L238 198H235ZM205 200H210V205H211V202L217 205V207L213 209V210H217L218 211V214L214 215V217L217 216V218H212L211 217L213 210H212L211 206H210V208H207L205 206V203H204ZM233 200H234V197H233ZM11 201H13V200H11ZM99 201H102L101 198H100ZM234 201H236V200H234ZM257 201H258V199H257ZM137 202H135L134 205L138 206L139 204ZM249 202L251 203L252 199ZM45 203L48 204L47 197H46ZM157 205H159V204H157ZM8 206H9V208L12 207L11 210L12 209H15V210H14V212L8 213V215L6 217L7 219H6L5 218L6 215L4 213L7 210ZM60 206L63 207L62 205H60ZM260 206H262V205H260ZM243 207L245 208V206H243ZM247 207H248V205L246 204V208ZM253 207H255V205ZM198 208L202 209V212L204 214V218H203V216L202 217L199 216V218H197V215L194 214L195 211H198L197 210ZM248 208H249V210L251 209L250 206ZM253 209H255V208H253ZM17 210L19 211L18 213H17ZM107 210H108V208H107ZM109 210L111 211L112 209L109 208ZM166 210H167V208H166ZM241 212H247V211H241ZM26 213H29V215L26 217V218H28L27 219L28 221L26 219L23 220V218H22V217H24L23 215H25ZM143 213H145V212H143ZM88 215H93L92 219L90 220L91 222L87 221V219L90 218V216L88 218H86V216H88ZM169 215H172V213L169 214ZM20 216H22L21 217L22 219H20ZM172 217H173V215H172ZM43 218H46V220H47L46 221V223H47L46 228H44V230L38 229V225L40 226V224H41L40 222H43ZM176 218L178 220H181L179 217H176ZM12 219H14V220H12ZM75 221H77V224H75ZM92 222H94V223H92ZM218 222H220L221 224H218ZM132 223L129 224V227H133L134 226ZM43 224H45V223L43 222ZM85 224L88 225V226H91V227H87ZM144 225H147V228L144 229L143 228ZM221 226H222L223 229L220 228ZM224 226L226 227V229H224ZM5 227H7V225ZM8 227H7V230H8ZM57 227L60 228L61 230L60 231H59V229H58V231L56 230V234L57 235L55 236L54 235V233H55L54 231H55V229ZM40 228H42V227H40ZM16 229H18V228H16ZM45 230H46V232H48V234H49V232H54V233H53V235H52V233L50 235H48V234L45 233ZM73 230H75V229H73ZM169 232H172L171 237L168 238V239H165V237L168 235ZM246 232L247 231L244 230V232L242 234H246ZM134 233H135V231L132 230L129 234L133 235ZM136 233H139V232H136ZM83 234L86 235V233H83L82 230H80V232H78L79 242H77V245L75 246V249L71 248V246H68V247L71 248L70 250H73V252L76 254V257H74V259L78 257L77 261H79L80 264H130L131 263L130 260H129V257L121 259L118 256L117 252H120V251L119 250L116 251L117 250L116 246H111L110 245L111 246V248H110L111 251L110 250L106 251V247H107L106 245H102V244L101 245H95V244L94 245H89L85 241V239H83ZM255 234H253V235H255ZM225 235H226V233H225ZM253 235H249V236L252 237ZM13 236H15V237L13 238ZM121 236H122V234H121ZM130 237H132V236H130ZM241 237L243 238V235ZM116 238H118V237H116ZM104 239H109V237L105 236ZM66 240L68 241V239H66ZM74 240H75V238H74ZM244 240H246V239H244ZM114 242L116 243V241H113V243ZM118 242H120L119 239H118ZM257 242H259V241H257ZM70 243H72V242L70 241ZM70 243H68V244H70ZM148 243H146V245ZM125 244L124 245L122 244L123 247H125ZM226 244L233 245V246H236V247L232 251ZM57 246H58V244H57ZM91 246H92V248L95 249L94 251H92V249L90 248ZM98 246H100V247H98ZM119 246L120 245H118V247ZM140 247H142V245ZM149 247H147V248L150 250ZM148 249H147V251H148ZM77 250H78V254H77ZM127 250L129 251V248ZM144 250H145V248H144ZM80 252L83 253V255L81 256L82 260L79 259ZM130 253L132 254V252H130ZM145 253H147V252L145 251ZM150 253H151V250H150ZM133 255L135 256V254H133ZM133 255H132V258L134 259ZM11 256L13 258H11ZM157 256L158 255H156L155 257H157ZM130 257H131V255H130ZM153 259L148 261L149 264H151V261ZM169 259H167V261ZM146 260H148V258H146ZM155 260H154V262H155ZM136 261H138V259ZM136 261H134V262L137 263ZM256 261L259 264V260H256ZM154 262H152V263H154ZM170 262H172V261H170ZM240 262H243V263H240ZM135 263H131V264H135ZM140 263H141V261H140ZM141 264H143V263H141ZM165 264H166V262H165ZM254 264H256V263H254Z\"/></svg>","mask_w":264,"mask_h":264}]
</instances>
